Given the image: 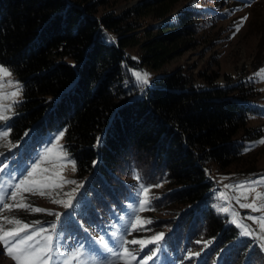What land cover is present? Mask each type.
Wrapping results in <instances>:
<instances>
[{"label":"trees","instance_id":"trees-1","mask_svg":"<svg viewBox=\"0 0 264 264\" xmlns=\"http://www.w3.org/2000/svg\"><path fill=\"white\" fill-rule=\"evenodd\" d=\"M120 1L0 0V65L22 86L10 139L67 129L63 147L92 202L98 193L107 201L131 190L119 183L136 163L141 175L164 182L161 192L175 209L189 208L194 235L204 228L203 236L217 242L212 260L239 235L210 207V165L226 174L241 164L242 173L254 175V162L246 164L241 154L243 141L262 134L248 125L249 98L240 84L214 86L217 76L198 73L206 86L195 87L193 77L177 70L138 88L130 71L159 70L192 47L199 17L190 6L169 19L175 0L110 11ZM145 18L158 23L142 29ZM230 249L233 264H264L250 238Z\"/></svg>","mask_w":264,"mask_h":264},{"label":"rangeland","instance_id":"rangeland-1","mask_svg":"<svg viewBox=\"0 0 264 264\" xmlns=\"http://www.w3.org/2000/svg\"><path fill=\"white\" fill-rule=\"evenodd\" d=\"M147 1L152 0H123L118 2L110 11L115 10L117 14H121L126 9ZM175 1L172 12L168 16L169 19L175 20L177 14L190 6L194 12L198 13L199 18L195 23L196 33L194 34L195 39L192 47L187 50L184 49L159 70L133 69L130 74L134 84L141 90L152 85L155 78L177 70H181L187 77H193L195 87L206 86V83L199 78L200 75L197 76L198 73L204 76H217L212 82L214 86L231 89L240 84V89L249 98L245 101L249 110L248 115L251 118L248 125L262 134L260 139L251 138L243 141L242 157L245 158L246 164L254 162L255 173L254 175L242 173L243 166L241 164H238V167L232 166L226 174L216 173L217 171L212 165L209 169L210 177L214 180L210 207L215 215L225 220L226 225H234L239 236L234 241H230L224 247L219 248L214 259L211 260L209 256L213 255L215 249H217V242L203 236L204 228L200 233L194 235L191 227L192 222H187L189 208L175 209V206L170 204L169 200L163 196L164 192H161L164 182H160L157 178L154 183L145 174L141 175L136 163L128 164V172L126 176H123V181L119 183V185L129 186L131 190L126 189L122 197L107 199V201H103V197L98 193L95 202L93 200V206H91V197H87L82 191L84 183L77 180L70 163L56 159L59 152L55 151L49 154L48 160L41 163V168L49 169V175L59 173L66 180H75L77 184H82L83 186L78 189L76 194L78 203L74 208L65 209L62 205L53 204L47 195L41 196L39 191L34 194L24 193L23 195L26 197L24 202L31 205V207L70 213V216L64 217L61 226L57 230L62 232L64 236V246L61 251H71L72 248L77 246V242H80L85 245L88 256L90 260L94 261V264H122L120 261H114L111 255L98 243L100 236H105L109 245L112 246L115 243L113 233H122L129 240L134 238L147 239L157 233H164L163 240L159 245L149 244L143 252L139 253L138 258H142L144 255H149L153 250L157 251V257L154 261H149L148 264H221L220 258L222 255H227L229 258L231 256L233 259H229V261L230 264H233L232 261L237 260L235 254L230 253L233 244L240 243L244 238H250L260 247L261 242L258 238L252 235H242V228L238 226V224L243 223L254 232H260L259 223L247 220L246 217L264 216V209L260 212H253L251 209L239 207V203H251L255 197V192L248 191L245 193L248 199L245 200L241 197L239 203H237L231 198L240 195L243 189H229L225 185H242L264 178V143H259L261 139H264V72H261V70H264V0ZM244 16H247V20L243 22L237 32L236 28L241 17ZM142 23L144 26L142 29H147L158 22L145 18ZM108 37L112 36L108 35ZM135 72L148 73L149 84L141 86L133 75ZM257 73H260V76H257ZM9 79L14 84L6 86L3 89L5 92L16 90L15 82L17 80L13 75L12 77H5V84ZM13 100L18 101V103L13 104ZM20 102L21 95L3 101L5 104H13L11 118L14 116L15 106ZM10 120L7 122L8 124ZM2 126L3 124H0V127ZM61 130H64V128L47 133L43 137L29 138L30 134L28 133L22 140L17 142H12L9 138L12 143L17 144V147L9 149L0 146V161L13 166L16 164L30 165L37 154L42 153L52 144L57 145V147L63 146L64 137L59 141L53 139ZM151 173L153 172L151 171ZM136 176L140 179L134 178ZM54 180L59 182V177L54 176ZM141 183L150 187L148 195L151 197V201L143 211L134 213L133 207L139 206L137 193ZM156 185L159 186L155 187ZM74 187L76 185L65 184L61 189L53 190V197L58 191L61 193L59 198L67 199L62 193L70 192ZM254 187L256 191L264 194V184H256ZM220 192L226 194L227 201L220 197ZM19 199L18 196L16 202H19ZM7 202L14 203L10 200ZM256 203L259 206V204L264 203V199H258ZM130 205L133 207H130ZM82 207H86L87 211H91H88L90 215H86L84 218L80 216ZM220 207H228L238 213L235 217L237 222H232L233 217L230 213L218 211ZM98 212L102 213L99 218L94 214ZM0 215L19 218L24 223L34 225V227H48L51 222L55 221L54 215H49L47 212L37 213L30 209L14 208L11 211L5 210ZM135 215H139L142 221L150 220L151 223H145L139 230L128 234L125 230L131 228L129 221L134 220ZM97 220L98 222H95ZM35 222L39 223L36 224ZM11 226L6 225V227ZM128 247L138 249L139 246L129 245ZM262 251L264 252V250ZM189 253L192 255L189 256ZM197 253L198 255H196ZM0 264H15V261L5 254L3 244H0ZM242 264H246V262L243 261Z\"/></svg>","mask_w":264,"mask_h":264},{"label":"snow or ice","instance_id":"snow-or-ice-1","mask_svg":"<svg viewBox=\"0 0 264 264\" xmlns=\"http://www.w3.org/2000/svg\"><path fill=\"white\" fill-rule=\"evenodd\" d=\"M247 20V16L241 17L240 23L238 24L236 31L240 30L243 22ZM110 40H114V37H109ZM264 72V70H261ZM13 72L10 68L0 65V146H5L9 149L17 147V144L12 143L9 139L11 136V126L7 123L11 119L12 108L14 103L18 101L13 100V104H5L4 100L9 98H15L20 96L22 93V86L19 82H15V91L5 92L3 89L6 86H12L14 82L9 79L7 84L4 82L5 77H12ZM133 75L136 77L137 82L141 86L149 84V74L135 72ZM260 76V73L256 74ZM67 129L61 130L53 139L54 141L61 140L66 133ZM50 143H52L50 141ZM100 143V138L97 137V144ZM259 143H264V139H261ZM59 152L56 157L57 160L70 163L72 170L76 171V162L72 159L69 153L64 149L63 146L57 147L52 144L51 147L46 148L42 153L37 154L36 158L31 162L30 165L16 164L15 166L0 161V213L5 210L11 211L14 208L19 209H30L33 212L43 213L47 212L49 215L55 216V221L51 222L48 227H34L28 223H24L22 220L16 217H9L7 215H0V244H3L5 248V254L11 257L15 264H94V261L90 260L86 251L85 245L77 242V246L72 248L71 251L63 252L61 248L64 246V236L62 232H58V227L61 226L65 216H70V213L53 212L39 207H31V205L25 203L26 197L24 193L34 194L39 191L41 196L47 195L53 204L62 205L63 208L69 209L74 208L78 203L76 194L82 184H77L75 180H66L59 173L49 175V169L41 168V163L49 159V154ZM96 162L93 161V164ZM38 174L39 178H38ZM54 176L59 177V182L54 180ZM137 180L138 176L134 177ZM71 184L76 185L70 192H64L62 195L67 199L59 198L60 192L55 193L53 197V190L61 189L63 185ZM264 184V178L259 181H250L247 184L242 185H225L229 189H243L240 195L234 196L231 199L239 203L241 197L247 200L248 197L245 193L248 191L255 192V197L251 203H239V207L242 209H251L253 212H260L264 209V203L257 205L258 199H264V194L256 191L254 185ZM156 185L155 187H158ZM47 191H44V190ZM150 187L140 184V189L137 195L139 196L138 207H133V212L143 211L147 205L150 204L151 197L148 195ZM222 199L227 201L228 197L224 192L219 193ZM20 197L19 202L17 197ZM13 201L10 203L7 201ZM218 211L224 213H230L233 217V223H236L235 217L238 215L235 211H232L228 207H220ZM247 220L258 222L260 225V232H254L247 225L240 223L239 227L242 228V235H252L259 239L260 247L264 250V216H248ZM131 228L125 231L131 234L132 231L139 230L145 223L150 224L151 221H142L139 215H135L134 220L129 221ZM38 224L39 222H35ZM6 225H12L6 227ZM115 243L110 246L105 236H100L98 243L106 250L114 261H120L122 264H148L149 261H154L157 257V251L153 250L149 255H144L142 258L139 257V253L149 244L159 245L163 240L164 233H157L147 239H126L122 233H113ZM132 246H139L138 249ZM192 254L189 253V256ZM198 255V253L196 254Z\"/></svg>","mask_w":264,"mask_h":264}]
</instances>
